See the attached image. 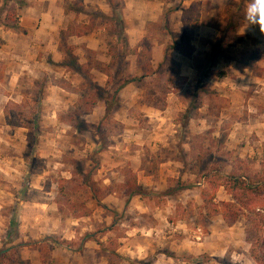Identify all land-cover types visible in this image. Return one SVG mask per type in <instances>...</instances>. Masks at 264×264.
<instances>
[{"label":"rangeland","instance_id":"374dc122","mask_svg":"<svg viewBox=\"0 0 264 264\" xmlns=\"http://www.w3.org/2000/svg\"><path fill=\"white\" fill-rule=\"evenodd\" d=\"M29 1L0 0V25L19 32ZM163 1L162 20L137 33L123 0L112 10L107 0H58L63 33L53 60L41 53L48 65L16 78L0 115V264H210L207 254L166 248L171 261L120 250L129 225L152 223L128 207L127 180H155L140 197L153 209L170 200L168 222L183 221L196 241L193 232L206 236L212 225L200 192L230 177L264 178V37L241 33L248 0H221L216 12L219 0ZM213 21L216 39L201 37L200 22ZM73 35L86 36L85 47ZM155 48L163 60L152 69ZM235 193L238 226L256 239L260 218L250 210L264 217V195ZM109 196L129 210L117 217L103 202ZM86 235L93 245L79 253Z\"/></svg>","mask_w":264,"mask_h":264},{"label":"crops","instance_id":"0c3cea01","mask_svg":"<svg viewBox=\"0 0 264 264\" xmlns=\"http://www.w3.org/2000/svg\"><path fill=\"white\" fill-rule=\"evenodd\" d=\"M168 5L170 6L171 4L168 3ZM212 5L215 10L213 12L222 9L221 0L217 1L216 5L212 2ZM164 7L163 0H123V16L127 25H136V30L133 31L142 33L144 25L159 23L162 20ZM62 15L64 16V11L60 7L58 0H30L23 7L19 18L18 26L23 29V32H16L0 25V72H2L0 74V115L2 117V110H4L13 96V91L11 92V90L15 86L12 83L17 80L16 78L20 75L35 72L38 67L45 68L48 65V62L42 60L45 54L49 56L52 55L50 53H53L54 55V52L57 51L59 25L60 20L63 19ZM70 16L68 14L65 18L68 19ZM213 16L214 14H212ZM216 18L219 17L217 16ZM214 23L219 24L218 21H213L211 26H207L200 22L201 37L216 39L217 36L214 37L212 35V38V36L208 35V31L211 33H214L215 30L217 31V28L213 27ZM241 33L264 37L258 29H251L248 26L243 27ZM71 39L76 42L75 45H80V48L85 47L82 43L86 44V36L73 35ZM49 49L51 52H49ZM76 49L75 51L81 50L79 48ZM153 59L154 61H151L152 69H154L155 63H161L163 60L162 53L158 48L153 51ZM1 89H9L8 94L2 92ZM141 172L143 171L141 170ZM137 177V184L139 186L142 184V188L145 190H149L151 186L156 185L155 180H145L147 178L145 175L141 177L143 180L140 179L139 175ZM197 185L200 186V184ZM201 195L202 192H200V196L196 197L200 200L199 206H203ZM111 197H107L103 202L107 209L115 211L117 217L119 214L121 216L123 211L129 210L124 208L121 210V206L118 204L119 198ZM229 201L230 196L226 193L224 187H219L215 202ZM170 202L169 200L166 207H155L153 209L140 195L133 196L129 201L128 207L130 210H133L138 218L143 220L148 218L152 223L148 226L143 223H137L133 226L129 225V231L126 232L129 237L124 236L120 239L123 242L120 244V250H124L129 254H140L141 257L158 251V258L163 257L172 261L174 260L173 257H169L162 252L164 249L166 251L167 248L166 252L170 253L171 256L185 255L199 258L207 254L210 258L208 261L210 264H256L251 257V244L246 239L245 228L241 229L237 222L229 226L220 215L211 217L212 225L209 228V233L206 236L202 235L200 241H191L192 236L183 221H177L176 225L168 222V218L176 212V208ZM180 224H183V228H180L182 226L179 227ZM167 226L171 227V229L166 233L165 229ZM180 231L182 237L174 238L176 236L175 233L180 234ZM92 245L93 242L87 241L84 243L83 248L86 250L88 247L91 248ZM130 259L132 258L130 257ZM157 261L159 259L155 263ZM182 264L191 263L183 259Z\"/></svg>","mask_w":264,"mask_h":264},{"label":"trees","instance_id":"16d2710c","mask_svg":"<svg viewBox=\"0 0 264 264\" xmlns=\"http://www.w3.org/2000/svg\"><path fill=\"white\" fill-rule=\"evenodd\" d=\"M107 1L112 10L113 9L112 5L114 4V0H107ZM24 6L26 5L24 4L23 7ZM116 12H117V9H116ZM122 21H123V18L121 19V22ZM17 23L18 22H16L15 29L19 32H23V29L17 26ZM194 25L195 27H198V23H195ZM62 33L63 32H60L61 35ZM117 34L119 35V32ZM213 59L215 60L219 59V55H217L216 52H215V56ZM128 84H129L128 80L123 82L117 88V90H115V94H118V92L122 90L124 87H126ZM105 102L107 105L106 106V114H107L110 110L112 103H108V100H106ZM128 186L134 187V189L128 194L129 198L134 195L141 196L143 194H152V192H150L149 190H145L141 186H139L137 184V180L135 177H133V180H130V181L127 180L126 184L124 185V188L126 189ZM219 187H224L226 193L230 196L229 202H220V203L215 202L216 194H217ZM181 189H184V186L177 187V189H175L173 192L180 191ZM91 191L95 193L98 191L95 185L91 187ZM237 191L241 193L242 198H248L249 195L252 197L253 196L259 197L261 195H264V178H262L261 180L252 181V180H243L242 176H240L239 178L230 177V178H227L225 180V183L223 184H215L211 192L203 191L201 195V200L203 203V209L206 212V216L208 218H211V217L220 215L223 218L224 222L229 226L238 222L240 218V211H242L243 207H241L240 205L235 206L234 204L236 200L235 192ZM93 200H96L94 194H93ZM235 207H239V210L238 209L236 210ZM221 208H223V210H221ZM250 211L252 215L260 218L259 222H260V227H261V228L259 227L258 231L256 230L255 232L257 236L256 239H249V238L247 239V241L251 244V257L253 258L256 264H264V232H263L264 217L261 216V214H259L255 208L251 209ZM92 239L93 238L91 235H86L84 239L82 240L83 245L87 241H92ZM45 241H47L49 245L51 246H56V247L59 246L58 243L56 242L53 243L52 240L49 238H45ZM83 251H84V248L82 246L78 250V252L81 253ZM0 256L4 257V253L2 251L0 252Z\"/></svg>","mask_w":264,"mask_h":264},{"label":"clouds","instance_id":"9594fccd","mask_svg":"<svg viewBox=\"0 0 264 264\" xmlns=\"http://www.w3.org/2000/svg\"><path fill=\"white\" fill-rule=\"evenodd\" d=\"M244 18L251 29H258L264 35V0H248Z\"/></svg>","mask_w":264,"mask_h":264},{"label":"built area","instance_id":"2783aa9c","mask_svg":"<svg viewBox=\"0 0 264 264\" xmlns=\"http://www.w3.org/2000/svg\"><path fill=\"white\" fill-rule=\"evenodd\" d=\"M202 235H203V232L200 228L196 229L194 234H193V238L196 240V241H200L202 239Z\"/></svg>","mask_w":264,"mask_h":264}]
</instances>
